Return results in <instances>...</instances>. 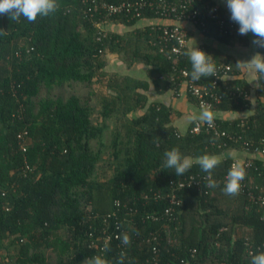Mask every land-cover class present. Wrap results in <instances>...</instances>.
<instances>
[{"label":"trees","instance_id":"trees-1","mask_svg":"<svg viewBox=\"0 0 264 264\" xmlns=\"http://www.w3.org/2000/svg\"><path fill=\"white\" fill-rule=\"evenodd\" d=\"M104 1L117 4L123 0ZM207 2L209 7L215 5L206 0L195 7ZM57 4L56 12L38 16L33 23L23 17L11 20L7 14L0 15V264H82L96 255L115 264L121 252L126 253L125 264H154V257L159 264H202L216 244L226 245V261L219 264H251L252 255L247 254L243 241L250 237L255 247H261L254 254L264 252V220L260 207L251 204L246 194H224L231 158L221 161L211 173L218 187L203 184L202 191L190 187L180 192L183 203L178 207V220L147 219L169 206L164 199H152L164 195L171 180L208 176L194 163L177 177L174 169L163 166L166 151L178 147L182 156L196 158L226 150L212 145V135L204 132L191 134L189 129L179 133L171 121L175 111L163 103L149 102L148 81L111 77L104 71L106 52L134 54L135 62L149 66L148 76L156 92L174 89L181 81L179 70H192L185 55L188 45L174 63L153 45L156 35L150 34V28L144 37L153 54H141L138 38L143 34L127 39L108 32L99 42L97 23L106 20L105 25L113 21L134 25L139 19L130 20L123 14L105 18L104 11L95 12L93 0H57ZM220 13L228 15L223 9ZM144 18L154 16L145 12ZM196 27L225 44L241 38L238 27L220 31L211 21L207 31ZM257 50L264 54V48ZM218 63L232 66L234 79L228 78L224 84L230 90L239 86L249 95V85L236 77L240 74L236 60L226 57ZM95 77L106 89L101 95L97 93L101 102L97 119L101 122L92 118L94 107L77 95L66 99L47 96L34 102L42 91L50 93ZM200 81L208 83L210 77ZM259 81L264 94V77L259 76ZM249 106L244 95L233 98L226 92L216 108L243 111ZM111 119L118 124L116 134L111 131ZM247 119L246 138L264 139V105L258 103L256 114ZM240 121L219 122L234 131ZM107 131L114 132L115 137L109 145L103 140ZM93 141L98 143L97 149L92 147ZM109 148L113 149V162L107 166L112 175L103 179L97 172ZM262 162L255 159L259 167ZM245 172V178L255 177L256 183L263 185L254 168ZM145 196L151 199L144 200ZM117 201L121 207L115 205ZM190 208L195 209L196 219L189 225L185 213ZM110 214L112 217L104 222ZM107 225L113 236L128 233L130 244L123 246L113 237L107 245L110 250L90 249L89 234L93 233L101 246L97 237ZM166 227L173 231L175 244L168 243ZM147 238L151 244L143 241ZM153 246L158 249L156 255ZM48 249L53 262L45 255ZM194 249L196 254L191 257Z\"/></svg>","mask_w":264,"mask_h":264},{"label":"built area","instance_id":"built-area-1","mask_svg":"<svg viewBox=\"0 0 264 264\" xmlns=\"http://www.w3.org/2000/svg\"><path fill=\"white\" fill-rule=\"evenodd\" d=\"M204 1L206 0H123L116 4L108 3L104 0H93L95 3V12H98V9L104 11L105 18L123 14L130 20H141L144 19L145 12H150L155 19L173 22L188 21L206 31L210 21L213 22L220 31L227 32L229 29L237 30L235 22H233L228 15L220 13L219 8L215 5L209 7L207 2L202 6L198 5V7H195L197 4H201ZM104 21L102 23H97L99 28L97 40L99 42H102L108 36ZM151 34L156 35V41L153 45L157 46L159 52L165 55L168 59L173 60L174 63H177L188 45V32L176 24L168 25L157 23L152 25ZM99 52L102 53V51ZM215 66L216 76L210 77L208 83L201 82L200 80L194 82L191 80L190 75H187L190 72L186 68L180 69L179 73L181 81L176 88H174V91L179 95L180 88L183 87L185 93L195 101L199 109L204 105L208 106L212 112L217 109L216 107L218 104L222 103L226 92L233 98H238L241 95H244L245 99H248L249 95L243 94V90L239 86L230 90L229 87L224 84V81L231 77L230 73L232 72V66L228 63H216ZM219 121L220 120L214 117L211 126L206 123L195 121L190 127V133L200 134L201 132H204L208 135H212V145L217 147V149L227 150L232 147H239L242 150L264 158V139L255 141L247 139L245 136L249 129L248 119H242L237 125V129L234 131H229L223 128ZM233 163H240L245 169L254 168L257 171V176L261 178L260 180L263 182V185L257 184L255 177L245 178L240 182L238 194H246L251 204L258 205L262 210V219L264 220V160L260 167L255 164V159H247L241 162L233 160L231 167ZM206 177L207 176L204 175H192L184 180H171L168 184L169 186L166 188L165 194H159L152 199L155 202L164 199L168 202L169 206L163 208L162 214L154 213L148 215L147 219L153 221H160L163 219L169 222L178 220V214L181 212L178 210V207H181L183 203V200L180 197V192L190 187H196L198 190L202 191L203 184L206 186L208 183ZM206 193L208 192L206 191ZM143 199L150 200L151 198L145 196ZM115 205L121 207L119 201H117ZM111 217L112 215L110 214L105 217L103 221L106 222ZM124 221L128 222L127 218H124ZM116 224H118V222H116ZM89 235L92 238V241L88 247L101 252H105V246L108 245L113 237L117 239V237L120 236L119 234L113 236L109 231V225H107L102 229V236L97 237V240H100L102 243V245L99 246L95 241L93 233H90ZM152 236L154 239L157 238L154 235ZM150 239L151 238H147L143 241L147 244H151L152 241ZM243 243L248 255L254 254L255 249L259 250L261 248L255 247V244L250 237H245ZM122 245L124 246V244ZM152 251L155 255L157 254L158 249L156 246L152 247ZM195 254L196 250L194 249L191 252V257H194ZM154 261V264H159V260L156 257H154ZM182 264L189 263L182 261Z\"/></svg>","mask_w":264,"mask_h":264},{"label":"crops","instance_id":"crops-1","mask_svg":"<svg viewBox=\"0 0 264 264\" xmlns=\"http://www.w3.org/2000/svg\"><path fill=\"white\" fill-rule=\"evenodd\" d=\"M211 1L215 4L216 7L219 8V10L223 9L229 16L231 15L226 7V0ZM157 23L168 25L176 24L184 28L188 32V50H190L194 46H196L198 49L204 50L206 54L212 57L214 64L221 62L226 57H232L236 60V62H246L249 61L257 53L264 56V54L260 53L257 50V46L252 43V41L256 39L252 33H248L247 35L239 34L243 40L237 37L232 41L231 44H225L217 41L212 37L204 35L197 29L194 24L188 21L173 22L155 18H144L138 20L134 25H125L119 21L108 22L106 23L105 28L111 34H122L124 36H127V39H130L131 37H133V35L138 36L143 34L138 38V43L142 48L141 54L145 55L153 54V50L150 47L149 41L147 42L146 37H144V34L145 32H147L148 28H150L151 31L152 25ZM236 25L239 28V25L237 23ZM153 37L155 36L153 35ZM244 38H246L247 40ZM133 41L135 43L137 42L136 39H133ZM105 60L106 64L104 66V71L108 74V76H116L117 78L121 76H129L134 79L148 81L150 83V89L148 92H146V94L149 102H160L168 107H171L175 111V114H173L171 117L172 125L177 129L179 133L185 134L187 131H189L191 125L195 122L193 120H190L189 116L198 114L200 109L197 107L195 101L185 93L183 87L180 88L181 90L179 95L176 94L173 88L164 90L162 92H156L153 82L148 76L149 66H147L142 61L135 62L134 54H127L125 52L121 54L106 52ZM236 77L245 81L250 87L248 97L250 106L243 111L216 109L215 111H213L214 117L221 121L247 119L256 114L258 103L264 105V94L260 92L259 75L252 73L250 70L240 68V74ZM93 79L94 81H96L94 83H99V85L102 84V81L97 80V77ZM229 79H234V77L232 76ZM103 86L105 87L104 84ZM92 91L94 90H91V92ZM75 94L79 97L77 93ZM87 95L88 97H94L91 96L89 92ZM141 112L142 111H140V113ZM218 156H220L221 161L227 158H231L232 161L237 160L239 162L245 161L247 159H257L261 161L264 160L263 157L249 153L239 147L229 148Z\"/></svg>","mask_w":264,"mask_h":264},{"label":"clouds","instance_id":"clouds-1","mask_svg":"<svg viewBox=\"0 0 264 264\" xmlns=\"http://www.w3.org/2000/svg\"><path fill=\"white\" fill-rule=\"evenodd\" d=\"M226 7L230 12V19L239 25L240 35L252 33L256 39L252 41L254 45L264 48V0H226ZM57 0H0V15L7 14L11 20L25 18L29 23L36 21L38 16L47 17L57 11ZM191 63L190 75L192 81H199L201 78L216 76V66L211 56L199 50L196 46L188 50ZM236 65L245 70H250L254 74L264 77V56L255 54L249 61H240ZM190 120L213 124L214 114L208 106H201L198 114L189 116ZM163 166L174 169L176 176H182L189 171L193 164L199 165L203 172L208 173L206 180L207 187L215 188L219 184L212 179V171L220 164L221 158L218 155L204 154L193 158L182 156L178 147L172 148L164 153ZM245 169L240 163H233L225 178L223 192L225 195L235 196L239 193L240 182L245 179ZM122 244H130V236L123 233L118 236ZM110 250L105 246V251ZM126 253L121 252L115 264H125ZM82 264H111V262L101 255L86 258ZM251 264H264V252L252 254Z\"/></svg>","mask_w":264,"mask_h":264},{"label":"rangeland","instance_id":"rangeland-1","mask_svg":"<svg viewBox=\"0 0 264 264\" xmlns=\"http://www.w3.org/2000/svg\"><path fill=\"white\" fill-rule=\"evenodd\" d=\"M94 82H96V81H94V79H92L89 82H74V83H71L70 85L63 87V88L54 89L50 93L46 92V91H42L40 96H39V99H35L34 102H35V104H37L39 100L44 99L47 96H50L53 98L66 99L67 97H69L71 95H76L75 93H77L79 95L80 99L82 100V102L87 101L89 103V105L94 107L93 112H95V113L92 116V118H94V121L95 122H101V119H97L98 113L101 110V106H100L101 102H99L100 99H99V96L97 95V93H99L101 95L102 92H105L106 90L102 84L99 85V83H94ZM91 90L95 91L94 97H88V95H87L88 92L91 93ZM139 114H140V112H139ZM109 122H110V124L113 125V128L111 131H114L116 134L117 133L116 127L118 124L116 122H113V120L109 121ZM114 132H108L107 131L104 134L103 140H104L105 144L109 145L111 143V141L115 138ZM91 144H92V147L94 149H97V147H98L97 142L93 141ZM111 152H113L112 148L106 149L104 151V159H103L104 163H101L99 165V171L97 172V174L100 177H102L103 179H108L112 175V170H110L109 166H107V164L109 162H113V157H111ZM120 158H121V160H124L123 155H121ZM112 165H114V164H112ZM185 214H186L185 222L190 225L196 219L195 209L190 208L188 210V214L187 213H185ZM165 231L167 233L168 243L169 244H175L177 242V240H175L173 231L171 229H169L168 227L165 228ZM238 235H240V233ZM210 251L211 252H209L208 256L203 259L202 264H219V263H224L226 261V245L216 244V248L214 250L211 249ZM45 255L50 262L54 261V256H53V253L50 251V249L46 250ZM219 259H220V261H219Z\"/></svg>","mask_w":264,"mask_h":264}]
</instances>
